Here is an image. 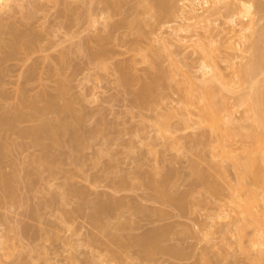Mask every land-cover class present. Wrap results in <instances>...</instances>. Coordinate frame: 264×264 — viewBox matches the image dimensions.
<instances>
[{"label": "rangeland", "instance_id": "obj_1", "mask_svg": "<svg viewBox=\"0 0 264 264\" xmlns=\"http://www.w3.org/2000/svg\"><path fill=\"white\" fill-rule=\"evenodd\" d=\"M236 1L207 10L200 0L202 19H189L144 10L152 0H0V37H11L9 22L39 42L28 36L39 47L30 59L17 52L2 64L0 115L17 94L43 106L50 93L56 108L39 119L71 122L46 141L51 164L30 137L1 132L11 190L0 188V264H264V226L243 222L237 207L257 191L249 202L264 218V0H241L254 5L252 27L247 16L231 23ZM252 55L250 78L240 69ZM28 64L36 74L23 81ZM205 81L223 104L212 126L200 115ZM253 150L257 180L236 165ZM97 201L113 202L108 215L92 214ZM153 231L154 247L139 243Z\"/></svg>", "mask_w": 264, "mask_h": 264}, {"label": "bare ground", "instance_id": "obj_2", "mask_svg": "<svg viewBox=\"0 0 264 264\" xmlns=\"http://www.w3.org/2000/svg\"><path fill=\"white\" fill-rule=\"evenodd\" d=\"M5 1V0H4ZM185 1H187V4L186 5H184V7H186V9H184L183 7H181V6H179L174 0H152V2H146L145 3V5H143V9L144 10H155V13H158V14H165L167 17H170V18H176V17H178L181 13H183V11L185 10V12L188 14V18L189 19H192V18H201L202 19V17H200L199 16V14L197 13V9H196V7H195V5L197 4V3H199V1L200 0H185ZM203 1V3L206 5V7H207V10H209L208 8L209 7H211L212 6V9L213 10H218L219 9V7H218V5H217V2H218V0H212L211 2V5L209 6L208 5V0H201V2ZM200 2V3H201ZM202 5V4H201ZM204 5V6H205ZM5 6H6V4H5ZM209 6V7H208ZM253 3L252 2H244V1H241V0H237L236 2H234L233 3V8H232V10L234 11V13L231 15V17H230V21H231V23L232 24H235L236 25V20H240V19H238V18H243L244 16H247L250 20H252V19H254L253 18V16H255L254 14V8H253ZM227 8H230V7H227ZM204 9V8H203ZM211 9V8H210ZM207 10L205 11V12H207ZM254 13V14H253ZM247 17H245V19L247 18ZM244 19V18H243ZM247 20V23H248V19H246ZM254 20H256V19H254ZM2 21V20H1ZM238 22V21H237ZM251 22V21H250ZM248 23V24H245V25H249V26H253V25H250V24H255V22H257V20L256 21H252L253 23ZM133 23H134V19H133ZM6 24H8V26H9V22L7 23L6 22ZM12 24H15V23H11L10 25H12ZM137 24V23H136ZM138 25V24H137ZM136 25V26H137ZM8 26H6V28L7 29H9V31H7V29L6 28H4V25H3V27H2V29L4 28L5 30H3V33H9V32H11L12 34H13V36H12V34H11V37L8 39V41H5L4 39H2L1 37H0V86H4V84L5 83H2V85H1V82L4 80L3 79V77L5 76V74H6V72H7V70H6V68L7 67H5V66H3L2 64L3 63H5V61L7 60V59H9V58H11V56H13L14 54H16L17 52L20 54H23L22 55V57L24 58V56H25V54L26 55H28L30 52L33 54V50H36V48L34 47V44H35V41L34 40H36V42H38V40L37 39H34L33 38V36H34V34H26V35H24V36H26L25 38H24V41H23V34L22 33H16L17 32V30L18 29H16L17 27H14V26H12L13 27V29L11 28V27H8ZM17 26V25H16ZM256 26V25H255ZM0 27H1V24H0ZM242 27V26H241ZM241 27H239V29H241L242 30V28ZM251 27H248L249 29L251 28ZM15 28V29H14ZM247 28V27H246ZM246 28L244 29V30H246ZM11 29V30H10ZM12 30H14V31H12ZM183 30V29H182ZM244 30H242V31H244ZM254 30V27H253V29H252V31ZM7 31V32H6ZM26 31V30H25ZM241 31V32H242ZM15 34H14V33ZM255 32V31H254ZM25 33V32H24ZM32 33V32H31ZM34 33H35V31H34ZM245 33V32H244ZM250 33V32H249ZM248 33V34H249ZM0 34H1V31H0ZM235 34V33H234ZM247 34V35H248ZM252 34H253V32H252ZM10 35V34H9ZM31 35V37L34 39H29L28 38V36H30ZM33 35V36H32ZM36 35V34H35ZM232 35V34H231ZM250 35V34H249ZM37 36V35H36ZM255 36V35H254ZM9 37V36H8ZM7 37V38H8ZM245 37H246V34H245ZM249 37V36H248ZM247 37V38H248ZM6 38V37H5ZM26 38H28L27 39V41H25V39ZM36 38V37H35ZM254 38V37H253ZM241 39V38H240ZM243 39H244V37H243ZM243 39H241L242 41H243ZM246 39V38H245ZM41 41V40H40ZM238 42H239V40H238ZM244 42H245V40H244ZM243 42V43H244ZM39 43V42H38ZM85 44H87V43H85ZM252 44V43H251ZM37 45V44H36ZM39 45V44H38ZM37 45V46H38ZM253 45H255V44H253ZM103 47V46H102ZM102 47H100V48H102ZM256 46L253 48L254 50H253V55H256L255 53L257 52L256 51ZM37 49H39V47L37 48ZM104 49V48H103ZM21 51V52H20ZM101 51V50H100ZM95 53H97V54H101L102 52H98V49H97V52H96V50L94 51ZM93 51H91L90 53H94ZM106 52V51H105ZM94 53V55L96 56V54ZM18 54V55H19ZM101 55H104V52L101 54ZM253 55L251 56V59H250V61H248L249 63H247L246 65L248 66H246L245 67V70H244V66L242 67V69H240V71H242V72H245L247 75H249L250 76V78H251V76H252V74H253V72H254V70L256 69L255 67H256V64H257V62H256V60H257V58H256V56H255V60H254V57H253ZM28 56H30V54L28 55ZM21 57V55L19 56V58ZM20 58V59H22V61L25 59V58H27L28 60L30 59V58H28L27 56L23 59V58ZM252 57H253V59H252ZM27 60V61H28ZM18 61H20V60H18ZM27 61H25V62H27ZM24 62V63H25ZM21 63V62H20ZM31 64H32V62H31ZM249 64V65H248ZM5 65V64H4ZM22 65V64H21ZM27 64H25V66H26ZM24 66V65H23ZM28 66H29V64H28ZM36 67V66H35ZM26 68V67H25ZM204 68L206 69V68H209V66H205L204 65ZM24 69V68H23ZM210 69V68H209ZM21 70V69H20ZM215 70V69H214ZM23 71V72H22ZM21 72H22V74H21V72H19L20 73V76L22 75L23 77H20V79H22V78H24V79H22L23 81H30V78L32 77V75H33V78H34V75L36 74V71H34L33 70V67L32 66H29V67H27L25 70H22ZM216 71V70H215ZM18 73V74H19ZM125 73V72H124ZM123 73V74H124ZM206 73V72H205ZM245 74V75H246ZM15 76V75H14ZM17 77H18V75H17ZM18 77V78H19ZM216 77H217V75H216ZM5 78V77H4ZM3 79V80H2ZM29 79V80H28ZM124 79V78H123ZM126 79V78H125ZM189 79V78H188ZM248 79H249V77H248ZM127 80V79H126ZM211 80V79H210ZM189 81H190V79H189ZM17 82V81H16ZM18 82H19V79H18ZM17 82V83H18ZM22 82V81H21ZM191 82H192V80H191ZM207 81H205V83H206ZM20 83V82H19ZM60 83V82H59ZM63 83V82H62ZM201 83H203V85H202V87L204 86V88H202L203 90V92H202V96H203V104H202V111L203 112H201L202 114H200L201 115V120L202 121H204V122H206L207 124L206 125H213L214 124V122H216V121H219V117H218V112H219V110L220 109H222L223 107H222V105L223 104H221V102H220V106L222 107V108H219L220 106H218L217 105V103H216V99H217V95H218V93H217V91L215 90L214 91V88L212 87V84H211V81L210 82H207V83H210V84H204V82H201ZM23 84V83H22ZM24 84H26L27 85V83H24ZM23 84V85H24ZM17 86H18V84H16ZM29 85V84H28ZM208 85V86H207ZM22 85H20V88L21 89H23L24 88V86L23 87H21ZM60 86H62V85H60ZM209 86H211V87H209ZM214 86V85H213ZM56 87H58V86H56ZM56 87H55V90H57L56 89ZM200 87V90H201V86H199ZM2 88H4V87H2ZM1 87H0V98H2L3 97V92H2V89ZM26 88H30V86L29 87H26ZM32 88V87H31ZM61 88V91H59V92H61V93H64V92H62V90L64 91V89H62V87H59L58 88V90ZM64 88V87H63ZM2 89V90H1ZM19 90V88H16L15 90H18V92L19 91H21V93L23 92V91H25V89L22 91V90ZM57 90V91H58ZM30 91V90H29ZM17 91L15 92L16 94L18 93ZM25 92H27V91H25ZM219 92V91H218ZM14 93V92H13ZM12 93V94H13ZM14 93V94H15ZM21 93H19V94H21ZM188 93V92H187ZM13 94V95H14ZM42 94V93H41ZM43 94H45L44 93V91H43ZM49 94V95H48ZM48 94H46V95H48L47 96V100H44L45 102H43V103H45L43 106L41 105L40 106V101H39V105H38V101H36V100H34L33 99V97H32V95L30 96V97H32V98H29L28 97V99H30L29 101H27L26 102V99H24V96L22 97V95H26V93L24 94V92L21 94V96L19 95L18 96V94L17 95H15V97H16V99H17V101L16 100H14V101H16V102H18L17 104L14 102V104H12V106H11V108H8L11 104H9V106L7 107V109H6V107H3V109H2V112H1V115H0V137H1V132H3V131H14L13 132V134L14 133H16V135L15 136H19L20 135V137H24L25 138V136L26 137H30V139L32 140V142H33V144L34 145H36V146H38V148L40 147L41 149H42V151H41V157H40V154H39V157H40V159L42 160L43 158H44V160L46 159V164H47V161L50 163L52 160H55L54 158H55V156L53 155V154H50V150H51V148H50V150H49V145H50V143L49 142H46L47 140L48 141H51L52 140V138H51V136H53V135H55V133L57 132V131H59V130H62L63 131V129L62 128H64V127H70L71 125V122L68 120V122H69V126H68V123H67V121L65 120V122H63V123H61V124H59V123H57V124H55V123H52V122H55L54 120H52V122H51V118H47V119H49L48 121L47 120H40L39 118L40 117H38V116H40V115H43V114H45V115H47L46 113H48V114H50V116H48L47 115V117H51V110L52 109H54V108H56V106H55V96H51V94L50 93H48ZM189 95H190V93H188ZM217 94V95H216ZM254 94H255V92H254ZM251 95V94H250ZM249 95V97H248V99H250V101H248V99H247V101H248V103H253V102H255L254 101V96L253 95H251L250 96ZM19 98H18V97ZM27 96H28V94H27ZM34 96H36V95H34ZM39 96H41V95H39ZM38 96V98L40 99V97ZM43 96V95H42ZM59 96H61L60 94H59ZM186 96H188V95H186ZM191 96V95H190ZM44 97V96H43ZM220 97V96H219ZM25 98H26V96H25ZM37 98V99H38ZM31 99H33V101H31ZM192 99V98H191ZM222 99V98H221ZM19 100V101H18ZM43 100H41V102L43 101ZM69 101H67V102H65V104H67V105H64V108L66 109L67 108V110L68 109H71V107L69 108V106H71V104L69 105V103H68ZM218 103H219V101H218ZM223 103V102H222ZM252 105H254L255 106V111L256 112H258V106H256L255 105V103L254 104H252ZM253 107V106H252ZM5 108V109H4ZM55 110V109H54ZM54 112V111H53ZM255 112V113H256ZM259 113H260V110H259ZM45 115L43 116V118L45 117ZM257 117H259L258 115H256ZM261 117V116H260ZM259 117V118H260ZM32 121H36V123H33V124H31V125H23L24 123H26L27 124V122H32ZM38 121V122H37ZM23 123V124H22ZM218 123V122H217ZM216 124V123H215ZM211 125V126H212ZM65 129V128H64ZM252 130V129H251ZM254 130V129H253ZM252 130V132H250V135L249 136H252V138H254V136L256 137V139L254 140L255 141V145H257V143L258 142H260L259 141V135H260V133L255 129L254 131ZM257 133H256V132ZM61 132V131H60ZM251 133L253 134V135H251ZM8 134V133H7ZM12 134V133H11ZM11 134H9V135H11ZM227 134H229L228 132L226 133L225 132V136H227ZM249 134V133H248ZM231 135V134H230ZM246 135V134H245ZM229 136V135H228ZM248 136V135H247ZM9 137V136H8ZM8 137H6V138H8ZM14 137V136H13ZM12 138V137H11ZM15 138H17V137H15ZM228 138H230V137H228ZM251 138V139H252ZM9 139H10V137H9ZM22 139V138H21ZM25 139H27V138H25ZM29 139V138H28ZM29 139V140H30ZM75 141H77L76 139H75ZM78 143V142H77ZM12 144V143H11ZM15 144L17 145V142L15 141ZM261 144V143H260ZM13 145V144H12ZM14 146V145H13ZM261 147H259L258 145H257V147L256 148H259L260 150L258 151V152H260V151H263L264 152V147L262 146V145H260ZM35 147V146H34ZM263 148V150H261ZM40 149V150H41ZM7 150H9L8 149V146L7 145H5V144H1L0 145V188H2V189H7L6 187L8 186V189L10 188L9 187V183H8V180L10 179V177L8 178V176L9 175H5L3 172H2V170H1V167H2V159H3V157H4V155H5V153L7 152ZM252 152H256V150L254 151H248V155H249V157H250V155H252L253 156V154H251ZM262 152V153H263ZM250 153V154H249ZM261 153V152H260ZM7 155V154H6ZM247 157L246 159V161L247 162H242V161H245L244 159H241V160H237V163H236V165L242 170L241 171V173H242V175L244 174V177H245V175L247 176H249V175H251L252 177H254V179L255 180H257V178H258V176H259V174L257 173V167L254 165L255 163H254V161L256 162V160H258V158L256 159V155L255 156H253V157ZM36 157V156H35ZM38 157V156H37ZM57 157V156H56ZM255 157V158H254ZM263 158H264V156H263ZM38 159V158H37ZM57 159V158H56ZM251 159H254V161L253 160H251ZM249 160V161H248ZM239 161V162H238ZM6 162V161H5ZM51 164V163H50ZM49 164V165H50ZM53 164V163H52ZM5 165V164H4ZM4 168V167H3ZM2 168V169H3ZM6 168V167H5ZM255 168V169H254ZM53 169V168H52ZM6 170V169H5ZM7 171H8V169H7ZM6 172V171H5ZM10 172V171H9ZM8 173V172H7ZM256 175V176H255ZM258 175V176H257ZM253 179V178H252ZM242 182L243 181H241V182H239V183H241L242 184ZM11 183V182H10ZM244 183V182H243ZM239 185V184H238ZM246 185V183H244V185H243V187H246L245 186ZM239 186H242V185H239ZM239 186H238V188H239ZM243 187H241L240 189L242 190L243 189ZM4 189V190H5ZM7 189V190H8ZM11 189H9V191H10ZM243 190H245V189H243ZM250 190H248L247 191V193L249 192ZM252 191V190H251ZM6 192V191H5ZM255 192H257V191H253V192H251V195H249V200H251L253 197L255 198V197H257L258 195H255V194H259V192H257V193H255ZM264 192V191H263ZM10 193V192H9ZM248 194H250V193H248ZM247 195V194H246ZM248 197V196H247ZM246 197V198H247ZM252 197V198H251ZM253 198V199H254ZM238 199V198H237ZM252 199V200H253ZM256 199V198H255ZM239 200V199H238ZM238 200H237V202H238ZM243 199L241 198V202H238V205H237V207L239 206V207H241V209L240 210H238L239 211V214H241V216H242V219H243V222L245 221L246 223H249V224H253L252 226L254 227V229H256V230H259L258 228H260L259 226H258V224L260 225H262L263 224V226H264V218H262V216L260 217V215L259 214H257V212L256 211H254L253 209H251V207H253L254 205H251L250 204V202H249V200H246V199H244V201H242ZM121 201V200H120ZM254 201V200H253ZM99 202V203H98ZM100 202L101 201H97V202H95V207H93L94 209L93 210H95V211H93L92 212V214H99V211H102L101 213L102 214H104L105 212L104 211H106V212H108L109 211V208L108 207H110L109 205H107V203H109V202H104V203H106L105 205H107V208H106V206L105 205H101L100 204ZM112 202V201H111ZM110 202V203H111ZM114 202H116V204L118 203V201H114ZM236 202V203H237ZM256 202H257V199H256ZM255 202V203H256ZM102 203V202H101ZM109 203V204H110ZM242 203V204H241ZM255 203H253V204H255ZM103 204V203H102ZM111 204H113V202L111 203ZM115 204V203H114ZM251 205V206H250ZM111 207H113V205L111 206ZM110 207V208H111ZM111 211H112V209H110ZM96 212V213H95ZM110 212V211H109ZM101 213H100V215L99 216H101ZM92 214H91V217H93L92 216ZM106 214V213H105ZM257 214V215H256ZM106 215H108V214H106ZM94 217H95V215H94ZM258 217H260L259 219H257ZM98 218H100V217H98ZM96 219V218H95ZM93 222L95 221L94 220V218H93V220H92ZM96 221H98V220H96ZM95 221V222H96ZM260 221V222H259ZM259 222V223H258ZM98 225H102V224H100V221H98ZM95 224V223H94ZM97 224V223H96ZM94 226H96V225H94ZM239 226H241V228H242V224L241 225H239ZM241 228H239V229H241ZM264 228V227H263ZM263 228H262V230H263ZM256 230H255V232H256ZM261 230V229H260ZM262 230L261 231H257V233L258 232H260V234L258 233V235L257 236H259V238H261L260 236H264V233L262 234ZM263 232H264V230H263ZM157 232L156 231H153V233L151 232V234H148V235H144L143 236V238L142 237H140L138 240L140 241L139 243H141L142 244V242L143 243H147L148 245H150L147 241H151V243H155L156 241H154L153 242V240H155V236H157L158 234H156ZM154 234V235H153ZM156 234V235H155ZM151 235V236H150ZM110 236H112L111 237V240L113 239H115V238H117V237H115V234L114 235H112V234H110ZM109 236V237H110ZM150 236V237H149ZM115 237V238H114ZM146 237H148V239L146 238ZM158 238V237H157ZM258 238V237H257ZM257 238L255 239L256 241H257ZM263 238V237H262ZM110 239V238H109ZM145 239L147 240V241H145ZM151 239V240H150ZM111 240H110V242H111ZM118 240H119V238H118ZM260 241V240H259ZM115 242V241H114ZM138 242V241H137ZM255 242V241H254ZM253 242V243H254ZM261 242V241H260ZM112 243V242H111ZM111 243H110V246H111ZM115 243H118V241H116ZM257 243V242H256ZM147 244H145V245H147ZM258 244V243H257ZM261 244V243H260ZM115 245V244H114ZM114 245H112V246H114ZM155 245H156V243H155ZM153 246V245H152ZM152 246L150 245V246H148L149 248H152ZM154 247V246H153ZM156 247H158V245L156 246ZM114 251V250H113ZM115 252V251H114Z\"/></svg>", "mask_w": 264, "mask_h": 264}]
</instances>
